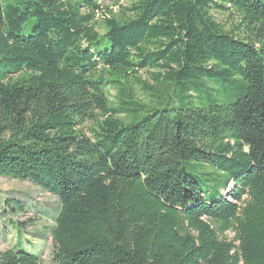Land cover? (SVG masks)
<instances>
[{
	"label": "trees",
	"instance_id": "trees-1",
	"mask_svg": "<svg viewBox=\"0 0 264 264\" xmlns=\"http://www.w3.org/2000/svg\"><path fill=\"white\" fill-rule=\"evenodd\" d=\"M99 1L0 0V177L58 198L55 264H264V0Z\"/></svg>",
	"mask_w": 264,
	"mask_h": 264
},
{
	"label": "rangeland",
	"instance_id": "rangeland-1",
	"mask_svg": "<svg viewBox=\"0 0 264 264\" xmlns=\"http://www.w3.org/2000/svg\"><path fill=\"white\" fill-rule=\"evenodd\" d=\"M103 8H109L115 15L120 8L114 6L109 0H100ZM130 0H121L122 6H127ZM218 19L230 28L234 18L227 15H217ZM100 15L96 16V30L100 34L105 33V27ZM144 77L147 75L143 72ZM145 77V78H146ZM207 88L212 89L219 84L215 81H206ZM137 95L143 97L140 90ZM193 95H196L194 93ZM179 95L160 89L157 98L146 95L147 102H152L158 108L182 107L193 108L197 101L194 97L180 98ZM197 96V95H196ZM212 189L206 193L210 196ZM222 191V189H221ZM223 192V191H222ZM214 195L213 197H215ZM59 211L58 198L50 192L32 184L25 179H13L0 177V250H6L16 244L18 240L17 228L21 230V242L25 247H37L41 254V264H55L52 257L53 243L51 231L55 225L56 215ZM228 238L231 233H227ZM30 242V243H29ZM31 244V245H29Z\"/></svg>",
	"mask_w": 264,
	"mask_h": 264
}]
</instances>
